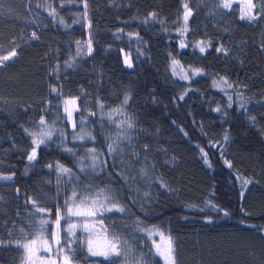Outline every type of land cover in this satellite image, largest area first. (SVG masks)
I'll list each match as a JSON object with an SVG mask.
<instances>
[{"label": "trees", "instance_id": "trees-1", "mask_svg": "<svg viewBox=\"0 0 264 264\" xmlns=\"http://www.w3.org/2000/svg\"><path fill=\"white\" fill-rule=\"evenodd\" d=\"M184 3L192 15L181 37ZM220 3L0 0V56L17 52L0 67V264H26L18 244L35 238L32 201L54 219L73 190L100 189L124 211H102L91 234L66 237L74 264H125L88 252L89 235L102 244L113 234L129 264H164L159 236L143 231L153 226L173 237L177 264H264V14L242 20L239 5ZM65 100L77 101L74 122L87 123L83 142L71 141ZM42 117L60 134L30 162ZM91 149L99 163L88 171ZM57 164L71 170L59 184Z\"/></svg>", "mask_w": 264, "mask_h": 264}, {"label": "snow or ice", "instance_id": "snow-or-ice-1", "mask_svg": "<svg viewBox=\"0 0 264 264\" xmlns=\"http://www.w3.org/2000/svg\"><path fill=\"white\" fill-rule=\"evenodd\" d=\"M233 2L239 3V0H221L220 7L231 9ZM183 7L185 9L183 15L185 22L184 31H187V20L189 16L192 15V9L187 3H184ZM85 8H87V0H85ZM240 11V19H247L249 21L255 20L258 16L264 14V0H258V2L257 0H243V7ZM49 14L55 15V9L53 8ZM152 15L155 16V13ZM33 36H35V33H33ZM77 43L79 44V42ZM88 43V51L91 52V41ZM208 46L210 45H204L203 42H201L200 51L204 52ZM181 47H185L183 42H181ZM217 51H224V49L218 48ZM16 55L17 52L13 49L7 55L0 56V67H3L5 62L12 60L16 57ZM125 63L128 67H132V63L129 59L126 58ZM172 65L173 73L177 74L176 67L179 65V61L173 60ZM68 66L71 67L72 65L69 64ZM200 71V69H195L194 74ZM181 79H188L187 74L182 75ZM224 83H227V81H224ZM228 86L231 87L230 84ZM52 91L55 92L56 89L53 88ZM180 98L183 99V96ZM128 99L129 97L126 96L123 101L124 105L128 103ZM64 103V111L67 114V118L72 120L75 100H65ZM101 108H103L102 104ZM217 111H219V109H217ZM113 112L122 114V109H114ZM108 118L111 120L112 113L108 114ZM39 124L41 126L40 130L38 132L31 133L33 136L32 143L35 147L32 148L31 153L27 157L30 162L36 159L37 148L44 144L46 140H50L54 134L50 126L45 127L46 122L43 117L39 121ZM125 124L127 125V128L133 127V124L130 121H121L116 126L123 129ZM75 127L76 124L73 122V128L75 129ZM77 138L84 139L85 136L78 135ZM92 138L94 139V137ZM225 139H227V137H225ZM108 147L110 151L115 150L111 144ZM145 148H147V146H145ZM95 151V149L90 150L93 164H95V161L98 159ZM226 163H228L229 167H231L230 162L226 161ZM48 167L51 168L53 166L49 165ZM55 167L58 173V184L64 176L71 178V170L69 168L63 167L59 164ZM11 178V176L5 177V179L9 180ZM244 183L247 184L249 181L245 180ZM77 201L79 202L77 203ZM32 203L36 208V212L33 213V215L36 216L37 214H40L39 218L36 220V232L34 233L35 238L29 239L27 243L22 245L18 244V246L22 247L26 252V264H74L76 259L75 251L71 244L66 242V237L75 238L77 236V229L91 234L95 225L90 224L89 221L97 215L102 214V211H112L113 209L121 212L124 211L122 207H118L113 196L108 193L106 189H100L96 193L89 192L87 194L83 192L78 193L73 190L71 196L64 201V205L57 206L54 219L52 218L50 209L37 205L36 201H32ZM108 204H111V207H107L106 205ZM225 215H227V213H225ZM73 217L78 218L79 222L73 220ZM61 221H64L63 226ZM49 224L54 225V231H49ZM61 231L65 233V237H61ZM143 231L147 233L149 238L159 236V241L152 240V246L155 249V254L163 258L164 264H177L176 247L174 239L170 234L166 235L164 231L157 226H153L151 229H143ZM85 243L87 245L88 252L92 256H100L105 260H112L114 257H124L125 264H129L128 257L131 250L126 248L124 246L125 242L121 241L115 234H113L110 239L106 237L102 244L94 243L89 235V237L86 238ZM130 264H144V258L142 256L134 257Z\"/></svg>", "mask_w": 264, "mask_h": 264}, {"label": "rangeland", "instance_id": "rangeland-1", "mask_svg": "<svg viewBox=\"0 0 264 264\" xmlns=\"http://www.w3.org/2000/svg\"><path fill=\"white\" fill-rule=\"evenodd\" d=\"M234 5H239L241 8L243 7V0H239V3H236V2H233V4H232V6H234ZM185 31H184V29L179 33V35L181 36V37H184L185 36V34L186 33H184ZM200 46H201V44H199V46H198V49H200ZM197 49V48H196ZM206 52V50L203 52V53H205ZM65 108V107H64ZM78 110V107H77V101L75 100V106H73V117H72V120H69L68 118V120L69 121H71V122H74L75 121V119H74V117H75V113H76V111ZM64 113H65V111H64ZM65 115H66V117H67V114L65 113ZM76 124V127H75V129L77 130V131H75V133H72L71 135H70V137H71V141L73 142V143H79V142H83V139H79V138H77L78 137V135H84L85 136V139H87V137H88V135H89V132L87 131V123H86V121H84V120H81V121H79L78 123H75ZM72 126H71V130H73L74 128H73V124H71ZM45 127H48V125L46 124L45 125ZM51 127V126H50ZM40 128H41V126L39 125L38 126V128H37V130H36V132H38L39 130H40ZM51 129L53 130V132H54V134H53V136L51 137V139L54 137V136H56V135H58V134H60V132L57 130V129H55V128H53V127H51ZM74 131V130H73ZM66 137H67V135H66ZM50 139V140H51ZM46 141H48V140H46ZM86 154L88 153V152H85ZM85 157H84V159H83V162L87 165L86 167H85V169L86 170H93V169H95V166L99 163H97V160L95 161V163L96 164H93V159H92V157L91 156H87V155H84ZM25 257H26V255H25Z\"/></svg>", "mask_w": 264, "mask_h": 264}]
</instances>
